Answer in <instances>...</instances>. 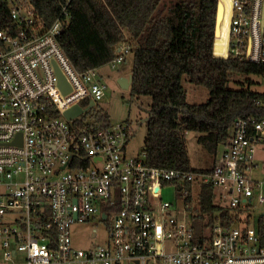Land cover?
Here are the masks:
<instances>
[{
	"label": "built area",
	"instance_id": "obj_1",
	"mask_svg": "<svg viewBox=\"0 0 264 264\" xmlns=\"http://www.w3.org/2000/svg\"><path fill=\"white\" fill-rule=\"evenodd\" d=\"M4 1L11 22L0 26V264H264V177L255 176L264 118L239 119L211 167L149 165L144 152L128 154L129 122L99 119L107 86L100 67L78 68L62 48L67 4L46 26L30 1ZM220 1L214 56L264 64V0ZM118 51L114 67L130 45ZM76 104L83 111L69 118ZM202 184L215 187L231 218L199 234L187 199L197 200ZM93 218L103 221L105 241L76 247L71 226Z\"/></svg>",
	"mask_w": 264,
	"mask_h": 264
},
{
	"label": "trees",
	"instance_id": "obj_2",
	"mask_svg": "<svg viewBox=\"0 0 264 264\" xmlns=\"http://www.w3.org/2000/svg\"><path fill=\"white\" fill-rule=\"evenodd\" d=\"M28 1L46 26L63 15L67 4L69 14L58 40L78 68L101 67L118 55L122 43L130 45V91L152 97L143 149L149 165L203 170L190 164L187 131L199 132L198 141L216 155L218 147L231 138L239 119L264 118V91L229 86L236 74L264 77V64L213 54L219 0ZM9 7L0 0V26L11 22ZM184 75L208 88L206 101L187 100ZM98 116L105 126L113 123L103 107ZM215 196L212 184L200 186L197 200L188 196L187 208L193 212L199 234L220 218L227 222L231 218Z\"/></svg>",
	"mask_w": 264,
	"mask_h": 264
},
{
	"label": "rangeland",
	"instance_id": "obj_3",
	"mask_svg": "<svg viewBox=\"0 0 264 264\" xmlns=\"http://www.w3.org/2000/svg\"><path fill=\"white\" fill-rule=\"evenodd\" d=\"M133 67V52L126 55L124 61L117 66L107 63L99 68L106 91L100 105L108 111L113 122L129 121L133 130L132 137L128 143V154L142 156L145 137L147 135V119L150 112L152 97L150 95L132 94L130 88H123L118 82V74L129 75ZM183 84L187 90L189 102H203L209 97V90L206 86L195 84L189 81L188 76H183ZM231 88H250L252 90L264 91V77L257 74H236L230 81ZM199 132L187 131V146L190 157V164L194 168H203L212 165L216 155L210 154L208 150L198 141ZM224 147H218V158L221 156ZM257 162L259 169L255 174L262 179L264 177V148H258ZM199 192L196 186L195 194ZM164 198L173 199L174 190L172 187H164ZM225 203V202H223ZM194 222V221H193ZM98 230L96 237L92 236L93 229ZM105 225L101 219L93 218L91 221L75 223L71 226V239L73 244L79 248H89L102 244L105 241Z\"/></svg>",
	"mask_w": 264,
	"mask_h": 264
},
{
	"label": "water",
	"instance_id": "obj_4",
	"mask_svg": "<svg viewBox=\"0 0 264 264\" xmlns=\"http://www.w3.org/2000/svg\"><path fill=\"white\" fill-rule=\"evenodd\" d=\"M222 16H223V3L219 0L215 35H218L220 33V23L222 20ZM64 30H65V28L63 27L61 29V32H63ZM132 80H133V73H130L128 76H119L118 77V82L123 88H130ZM65 83H67L66 78L62 74H60V84L62 86H64ZM82 111H83L82 107L80 105L76 104L66 111V115L69 118H72V117L78 115L79 113H81Z\"/></svg>",
	"mask_w": 264,
	"mask_h": 264
},
{
	"label": "crops",
	"instance_id": "obj_5",
	"mask_svg": "<svg viewBox=\"0 0 264 264\" xmlns=\"http://www.w3.org/2000/svg\"><path fill=\"white\" fill-rule=\"evenodd\" d=\"M119 76H128V75L123 74V73H120V74H118V77H119Z\"/></svg>",
	"mask_w": 264,
	"mask_h": 264
}]
</instances>
